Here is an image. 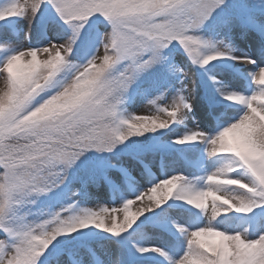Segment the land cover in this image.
Returning a JSON list of instances; mask_svg holds the SVG:
<instances>
[{
    "label": "snow or ice",
    "instance_id": "obj_1",
    "mask_svg": "<svg viewBox=\"0 0 264 264\" xmlns=\"http://www.w3.org/2000/svg\"><path fill=\"white\" fill-rule=\"evenodd\" d=\"M45 9L68 26L71 35L67 40L21 49L0 45V52H8L0 61L4 82L0 89V232L4 233L0 264H49V257H41L57 237L89 226L120 237L139 218L169 200L183 201L206 214L208 223L177 225L185 237L178 259L155 247H139V253H158L170 259V264H264V231L252 238L247 229L229 231L213 223L228 213L247 214L264 207V66L251 56L233 55L223 40L214 42L201 34L206 25L226 37L239 28L243 36L255 37V55L264 57V21L233 11L229 0H8L0 6V21L21 18L31 23ZM94 19L106 21L110 30L100 36L95 54L57 88L55 78ZM174 42L201 67L220 59L256 65L258 72L250 73L255 86L250 94L218 89L224 99L242 107L236 119L214 135L195 129L174 141L179 145L205 143L210 156H226L227 162L206 175L203 188L176 174L151 184L118 207L84 208L63 215L73 208L68 204L42 222L28 221V214L20 213L18 206L59 189L86 150L112 151L129 137L168 129L185 119L192 105L179 93L165 107L157 104L161 96L149 100L167 119L124 118L119 111L125 92L140 72L164 63L162 50ZM40 53L46 54L44 59L38 58ZM168 70L174 71V66ZM89 179L111 182L106 174ZM145 196L149 206L130 211ZM109 216L110 223L106 222ZM12 217L15 223L10 222ZM60 252L77 256L72 249ZM89 255L92 264H105L94 252ZM74 264L83 261L77 259ZM109 264H129L122 246L111 252Z\"/></svg>",
    "mask_w": 264,
    "mask_h": 264
},
{
    "label": "rangeland",
    "instance_id": "obj_2",
    "mask_svg": "<svg viewBox=\"0 0 264 264\" xmlns=\"http://www.w3.org/2000/svg\"><path fill=\"white\" fill-rule=\"evenodd\" d=\"M8 0H0V6ZM232 10L242 12L246 15L255 16L258 20L264 21V0H229ZM103 20V18H101ZM94 26V31L90 32L89 27L81 33L80 38L74 46L73 53L67 58L66 66L58 73L55 80L60 81L57 88L67 83L77 66H82L90 59L99 47V39L104 31L110 30L106 21L90 22ZM241 29L236 28L230 37L225 33H217L210 26H205L201 34L206 39L215 41L223 40L234 51L233 55L245 54L256 60L257 65L264 66V57H258L256 53V40L254 36H243ZM71 31L67 25L50 10L45 9L31 23L27 19L11 18L0 21V45L11 44L15 49L25 47H43L50 41L61 43L68 39ZM8 51H11L9 49ZM8 52H0V61ZM162 55L166 58L164 63L174 66V71L169 70L156 78L152 71H156L158 66L164 63H157L144 69L137 76L135 82L130 85L128 98L122 99L119 111L124 118L132 115L156 116L160 119H167V115L156 111V105L149 103V100L161 96L157 101L160 107L168 106L172 99L179 93L188 97L192 105L191 111L186 112L182 122L174 123L168 129L157 130L156 132L145 133L141 136L129 137L124 142L116 145L112 151H98L96 149L86 150L76 163L68 170V178L58 189L57 200L54 203L46 202L44 195L35 198L34 203L18 206L20 213H27V220L39 223L44 219L51 218L52 214L73 205L71 212L63 215L78 212L80 209H98L99 206L118 207L127 199H132L139 195L151 184L167 178L171 175L180 174L195 184L196 187L206 186L205 177L207 174L222 167L227 162L226 156H210L208 145L202 142L188 143L184 145L176 144L174 141L178 136H182L189 130L199 129L214 135L223 126L233 121L243 111L239 105H233L224 99L220 91L221 87L230 91L250 94L254 90L250 73L256 70V65H243L229 59H220L211 62L209 65L201 67L193 63L185 50L178 43L174 42L169 47L162 50ZM46 54H38L39 59H44ZM144 79V80H142ZM55 81V82H58ZM4 88V82L0 79V89ZM187 145L193 146L191 150L180 152L176 155L163 156L161 162H166L160 166L159 154H153L148 149L166 148L172 151ZM196 152V153H195ZM89 155V156H88ZM93 156V158H92ZM195 162L194 165H191ZM93 167H98L101 174H106L111 178V182L103 180L92 182L89 178L81 180V176L89 173ZM150 202L145 196L142 200L136 201L130 211L136 212L141 208H147ZM188 205L183 201L169 200L155 212L146 213L139 218L133 228L137 227L136 233L125 236L129 241L128 248L121 245V239L89 226L71 234L57 237L52 242L49 249L42 255L41 260L49 257V264H74L80 259L83 264H89L92 257L89 251L109 264L111 252L122 246L129 264H170V259L155 252L139 253V247H155L162 249L171 259H178L183 254L185 247V237L178 231L177 225L200 226L208 223L206 214L195 211L194 219L189 211L184 207ZM264 210V207H256L252 212ZM241 213H228L227 217L235 218ZM218 218L213 223L221 229H227L225 224L220 223ZM153 219L151 222L148 220ZM119 220L123 221V213H119ZM263 216L253 217L241 221L236 229L229 231H248L249 237L254 238L264 231ZM12 223L16 218L12 217ZM106 222H111V217H106ZM84 235H91L99 238L100 241L87 244L80 248L76 244V239ZM4 234L0 232V239ZM58 249H72L77 256H69L66 252L57 254ZM52 253L49 256V253Z\"/></svg>",
    "mask_w": 264,
    "mask_h": 264
},
{
    "label": "trees",
    "instance_id": "obj_3",
    "mask_svg": "<svg viewBox=\"0 0 264 264\" xmlns=\"http://www.w3.org/2000/svg\"><path fill=\"white\" fill-rule=\"evenodd\" d=\"M89 31L93 32L94 26L90 25ZM168 66H169L168 64L164 63V64L158 66V69L156 71H152L153 72L152 75L154 74L153 76L156 78V80L159 78V76L164 75L168 71ZM137 79L141 80L139 77H137ZM142 80H144V79H142ZM55 81H58V80H55ZM59 82L60 81L55 82V86L58 85ZM130 92L131 91H129V92L126 91L123 97L128 98ZM189 151L193 152L194 150L189 149ZM151 153L159 154L161 158H163L164 155L165 156L170 155V152L165 150V149L164 150H154ZM92 158H93V156H92ZM98 175H101L99 168L93 167V169L89 173L81 176V180H85V179H88L89 177L98 176ZM58 192H59L58 189H53L51 192L44 195L43 199L46 200V202L54 203L56 200V196H57ZM186 208H187V211H189V213L191 214V216L195 219L196 218V214H195L196 209L192 208L190 205H188ZM260 215H262L263 219H264V210H259V212H253L252 214H243L242 216H238V217L235 216V218L222 217L219 221H220V223L222 222L223 224H225L227 229L232 230V229H236L239 225H243V222H241V221H243V219L248 220V219H251L253 217L260 216ZM135 230H136V228H132L130 232H134ZM2 234H4V233L2 232ZM75 241H76V244L78 247L83 248V247H86L87 244L90 245V243H93V241H98V238H96L94 236L93 237L82 236L80 238H77Z\"/></svg>",
    "mask_w": 264,
    "mask_h": 264
}]
</instances>
